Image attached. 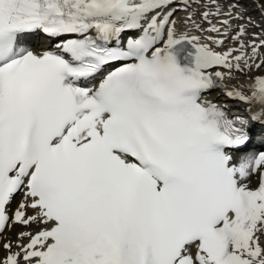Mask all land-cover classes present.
Returning <instances> with one entry per match:
<instances>
[{"label":"snow or ice","instance_id":"1","mask_svg":"<svg viewBox=\"0 0 264 264\" xmlns=\"http://www.w3.org/2000/svg\"><path fill=\"white\" fill-rule=\"evenodd\" d=\"M253 125L264 0H0V264H264Z\"/></svg>","mask_w":264,"mask_h":264},{"label":"bare ground","instance_id":"2","mask_svg":"<svg viewBox=\"0 0 264 264\" xmlns=\"http://www.w3.org/2000/svg\"><path fill=\"white\" fill-rule=\"evenodd\" d=\"M249 10L253 13L255 19H258L257 22H259L260 21L259 20L260 19L259 11L255 10L251 6H249ZM250 31L258 33V31H260V28L250 29ZM39 46H41V45H39ZM228 83L231 84L233 82L229 81ZM211 93L214 94V98H213L214 100L218 98L217 101H219V99L225 98L220 94V92L218 93L217 90L214 92H211ZM227 102H232V101L226 100V102H224V103H227ZM233 104L235 106H238L237 108L243 109L245 111V108H246L245 105H243L241 103H235V102H233ZM233 108H236V107H233ZM249 134H250V141L248 142V144L250 143L251 145L256 147L259 151H264V126L253 125L249 130ZM7 235H10V234L7 233Z\"/></svg>","mask_w":264,"mask_h":264},{"label":"rangeland","instance_id":"3","mask_svg":"<svg viewBox=\"0 0 264 264\" xmlns=\"http://www.w3.org/2000/svg\"><path fill=\"white\" fill-rule=\"evenodd\" d=\"M254 19H255V17H254ZM255 20L257 21L258 19H255ZM260 31H261V29H260ZM260 31H258V33ZM43 44H45V40L42 39V40H40V45H43ZM208 96L214 98V94L213 93L208 94ZM215 100H218V98L215 99ZM219 101H225V100L222 98V99H219ZM251 153H253L252 149H247V150H243L241 153H238L237 155H246V154H251ZM6 235H7V233H6Z\"/></svg>","mask_w":264,"mask_h":264}]
</instances>
